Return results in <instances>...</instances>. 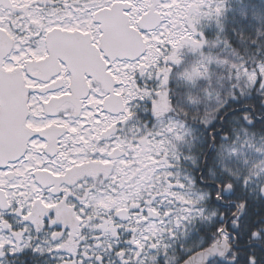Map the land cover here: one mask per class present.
Returning <instances> with one entry per match:
<instances>
[{
  "label": "snow or ice",
  "instance_id": "snow-or-ice-1",
  "mask_svg": "<svg viewBox=\"0 0 264 264\" xmlns=\"http://www.w3.org/2000/svg\"><path fill=\"white\" fill-rule=\"evenodd\" d=\"M257 112L264 5L0 0V264H264Z\"/></svg>",
  "mask_w": 264,
  "mask_h": 264
},
{
  "label": "trees",
  "instance_id": "trees-1",
  "mask_svg": "<svg viewBox=\"0 0 264 264\" xmlns=\"http://www.w3.org/2000/svg\"><path fill=\"white\" fill-rule=\"evenodd\" d=\"M250 3L254 4L257 7H260L262 5H264V0H249ZM233 0H229V4H232ZM227 20H226V24L229 27H233L234 25V14L233 12L230 10L227 14ZM205 32L206 36H211L214 34V28L213 27H208V29ZM188 58V60L190 61L192 59V57H186ZM187 61V62H189ZM231 103V107L229 108V113H239L241 110V108H244L249 101H232ZM257 114H260L259 112H257ZM149 115V114H148ZM148 117V116H147ZM146 116H144L143 119L147 118ZM142 119V120H143ZM214 123V128L213 126H208V127H203L200 125H193V129L195 131V134L197 135V137L199 138V143L197 144V149H203V155L201 156V164H203L204 159L206 158V163L208 161V156L209 154H211L213 152V149L211 147V139H210V135L213 132H217L222 128V119L216 120L213 122ZM223 126L224 128L226 127V122L223 121ZM219 133L214 134L213 139H219L220 136H222L224 134V129L222 131V133H220L219 135H217ZM202 171V168H197L194 169V175L197 177V174L200 173ZM255 210L258 211H264V205H258L257 208Z\"/></svg>",
  "mask_w": 264,
  "mask_h": 264
},
{
  "label": "rangeland",
  "instance_id": "rangeland-1",
  "mask_svg": "<svg viewBox=\"0 0 264 264\" xmlns=\"http://www.w3.org/2000/svg\"><path fill=\"white\" fill-rule=\"evenodd\" d=\"M207 29H208V27L206 26L205 29H204V31H206ZM182 57H183V61L185 63H187V61H189V60L186 57H190L191 58L192 57V54L190 52H188L187 50H183L182 51ZM143 116H146L147 117L148 116V113L143 112ZM149 123H151V121H149ZM210 139H211V136H210Z\"/></svg>",
  "mask_w": 264,
  "mask_h": 264
},
{
  "label": "flooded vegetation",
  "instance_id": "flooded-vegetation-1",
  "mask_svg": "<svg viewBox=\"0 0 264 264\" xmlns=\"http://www.w3.org/2000/svg\"><path fill=\"white\" fill-rule=\"evenodd\" d=\"M241 109H243V108H241ZM238 110H240V109H238ZM136 115H137L138 118H140V119H143V118H144V116H143V112H142V111L137 110ZM256 117L261 118L260 114H257V113H256V115H255V117H254V119H253V122H254V123H255L256 120H257ZM204 162H205V161H204ZM204 162H203V164H204ZM202 171H203V169H202ZM202 171H201L200 173L197 174V177H199V176L201 175Z\"/></svg>",
  "mask_w": 264,
  "mask_h": 264
},
{
  "label": "water",
  "instance_id": "water-1",
  "mask_svg": "<svg viewBox=\"0 0 264 264\" xmlns=\"http://www.w3.org/2000/svg\"><path fill=\"white\" fill-rule=\"evenodd\" d=\"M241 110V109H240ZM257 119H264V117H261V118H258V117H256ZM223 119H222V128L219 130V131H217V132H213V133H211V143H212V140H213V136H214V134H216V133H222V131H223V129H224V126H223ZM254 123V122H253ZM206 163V158H205V162H204V164Z\"/></svg>",
  "mask_w": 264,
  "mask_h": 264
}]
</instances>
